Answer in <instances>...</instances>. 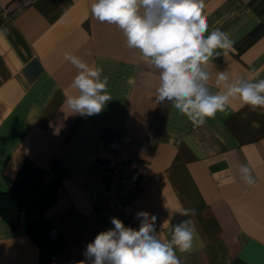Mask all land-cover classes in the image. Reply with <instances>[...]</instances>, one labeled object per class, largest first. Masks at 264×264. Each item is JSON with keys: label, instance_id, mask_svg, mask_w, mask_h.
<instances>
[{"label": "crops", "instance_id": "0c3cea01", "mask_svg": "<svg viewBox=\"0 0 264 264\" xmlns=\"http://www.w3.org/2000/svg\"><path fill=\"white\" fill-rule=\"evenodd\" d=\"M94 0H0V191H8L29 160L45 171V183L61 172L55 203L44 215L64 242L51 264L84 259L101 231L89 218L102 186L91 169L120 145L123 174L139 175L141 192L128 204L130 222L147 211L157 217L159 238L172 225L191 221L192 248L181 264H264V107L251 110L233 99L205 125L194 127L170 103H154L159 70L130 49L122 31L91 14ZM208 32H226L232 45L207 65L212 92L219 71L230 79H264V0H205ZM65 53L108 78L111 100L83 117L67 106L77 69ZM248 165L254 185L241 180ZM195 209L183 217L182 209ZM39 250L25 233L22 214L13 229L0 217V264H39Z\"/></svg>", "mask_w": 264, "mask_h": 264}, {"label": "clouds", "instance_id": "9594fccd", "mask_svg": "<svg viewBox=\"0 0 264 264\" xmlns=\"http://www.w3.org/2000/svg\"><path fill=\"white\" fill-rule=\"evenodd\" d=\"M205 0H94L92 16L101 23L116 25L130 49H138L151 67L159 70V86L154 103L170 102L194 127L205 125L218 112H226L233 99H239L251 110L264 107V79L250 81L244 77L230 79L219 71L215 85L223 91L212 92V73L207 65L232 41L220 29L208 32L203 14ZM65 59L76 69L72 86L78 95L65 100L73 113L83 117L99 114L111 100L108 78L101 67H91L79 57L65 53ZM241 180L254 185L248 165L239 167ZM189 217L195 209H182ZM139 228L125 226L117 217L112 228L101 231L84 250V259L75 264H181L176 254L192 248L193 231L189 219L172 225L170 239H160L157 217L147 211L135 214Z\"/></svg>", "mask_w": 264, "mask_h": 264}, {"label": "trees", "instance_id": "16d2710c", "mask_svg": "<svg viewBox=\"0 0 264 264\" xmlns=\"http://www.w3.org/2000/svg\"><path fill=\"white\" fill-rule=\"evenodd\" d=\"M106 133V130L103 131L104 143L113 139L106 136ZM45 176L44 170L27 160L18 170L11 188L5 192L0 191V217L16 229L23 214L25 233L39 250V264H51L64 252L62 237H49L52 225L44 215L56 201L62 175L59 172L48 184L45 183Z\"/></svg>", "mask_w": 264, "mask_h": 264}, {"label": "built area", "instance_id": "2783aa9c", "mask_svg": "<svg viewBox=\"0 0 264 264\" xmlns=\"http://www.w3.org/2000/svg\"><path fill=\"white\" fill-rule=\"evenodd\" d=\"M124 140L123 137H117L105 143L102 141L104 147L112 152V156L98 158L92 164L91 169L99 175L102 186L89 218L96 225L112 228L111 218L117 217L125 226L137 229V226L129 221L126 208L141 192L142 182L137 173L130 176L123 174L124 160L120 154V145ZM57 235L54 229L49 231L51 239Z\"/></svg>", "mask_w": 264, "mask_h": 264}]
</instances>
